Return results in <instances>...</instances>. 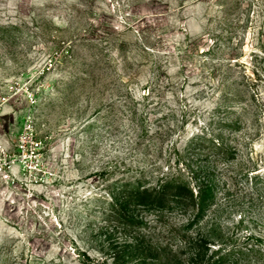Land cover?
I'll use <instances>...</instances> for the list:
<instances>
[{
	"label": "rangeland",
	"instance_id": "1",
	"mask_svg": "<svg viewBox=\"0 0 264 264\" xmlns=\"http://www.w3.org/2000/svg\"><path fill=\"white\" fill-rule=\"evenodd\" d=\"M1 165L0 264H264V0H0ZM210 169L194 223L126 203Z\"/></svg>",
	"mask_w": 264,
	"mask_h": 264
},
{
	"label": "trees",
	"instance_id": "2",
	"mask_svg": "<svg viewBox=\"0 0 264 264\" xmlns=\"http://www.w3.org/2000/svg\"><path fill=\"white\" fill-rule=\"evenodd\" d=\"M199 147H203L205 156H214V161H218L221 156L227 159H234V150L220 139L218 135L203 131L198 138ZM207 144H209L207 146ZM226 159V160H227ZM212 160V161H213ZM215 163V162H214ZM215 170H209L208 175L201 176L199 172H194L197 185L193 181L194 177L186 178L182 175H174L173 177L163 174L157 181L142 184L138 182L133 189L127 194L128 204L140 205L148 210H157L160 212L180 210L183 215H190L188 222L194 223L198 219L205 216L206 211L215 204L211 192L212 180L210 177L215 175ZM185 176V175H184ZM112 210L118 214L119 222L126 226L138 227L143 222V219L137 217L127 206H123L118 199L112 197ZM192 216V217H191ZM214 218V217H213ZM190 225V224H187ZM185 242L193 245H198L199 239L195 240L187 233L182 234ZM201 240V239H200ZM213 235H209L204 242L208 250L212 249L215 243L212 241ZM203 241V240H202ZM171 255L176 256L174 252ZM232 254V249L223 251L222 247L214 248L210 255L208 264H224L228 257ZM170 261H175L168 257ZM177 263L180 264L177 258ZM168 261L166 264H170Z\"/></svg>",
	"mask_w": 264,
	"mask_h": 264
},
{
	"label": "built area",
	"instance_id": "3",
	"mask_svg": "<svg viewBox=\"0 0 264 264\" xmlns=\"http://www.w3.org/2000/svg\"><path fill=\"white\" fill-rule=\"evenodd\" d=\"M0 171H2L4 174H6L5 165L0 166Z\"/></svg>",
	"mask_w": 264,
	"mask_h": 264
}]
</instances>
